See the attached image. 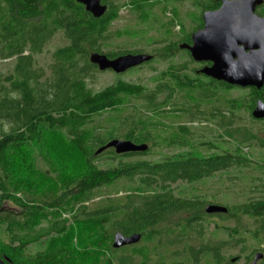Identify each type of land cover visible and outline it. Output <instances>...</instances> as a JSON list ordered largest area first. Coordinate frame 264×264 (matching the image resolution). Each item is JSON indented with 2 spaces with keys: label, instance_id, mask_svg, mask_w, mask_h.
<instances>
[{
  "label": "trees",
  "instance_id": "1",
  "mask_svg": "<svg viewBox=\"0 0 264 264\" xmlns=\"http://www.w3.org/2000/svg\"><path fill=\"white\" fill-rule=\"evenodd\" d=\"M108 1L103 2L107 6L106 13L101 18H95L77 0H0V60L14 59L12 70L7 75H0L1 169L5 163L24 171L28 169L33 148L43 142L46 134L56 132L66 133L68 143L83 160L82 174L64 185L53 201L46 199L40 203H25L18 198L8 186L7 175L0 171V227H4L9 237L6 245H2L0 236V260L5 264H84L85 255L94 252L85 247L81 239L80 262L62 263L58 258L43 253L28 257L26 252L29 246L42 240L65 239L73 223L84 232L93 223L92 226H104L103 232L109 237L107 264L133 263L132 259L117 255L121 249L112 248L114 233L125 236L137 233L142 236L140 242L143 245L136 247L140 242L132 245L134 249L138 248L132 249L134 255L141 259V264H237L247 252L249 239L256 245L264 243V173L262 176L254 174V170L264 171V156L257 168L252 167V161L243 153V146L249 142L236 138V131L231 136V132L223 127L220 138L222 141L231 138V151L224 147L220 154L199 157L195 145L190 146L187 128L179 127V131L171 133L168 127L160 126L154 117L147 115L169 114L162 112L161 107L172 104V97L160 100L163 93H143L146 89L142 85L127 84L121 79L102 91L90 89L87 80L99 72L97 66L91 64L90 55L103 53L106 33L119 17L120 7L107 4ZM171 1L129 0V3L145 22L149 11ZM193 2L202 14L221 6L219 0ZM258 11L264 16V4ZM200 23L201 16H198V29L202 28ZM57 34H62L68 45L53 53V63L49 73L45 74L43 69L36 67L34 57L41 55L47 43ZM192 34L186 35L183 41L190 40ZM175 50L166 48L164 52L166 56L173 57ZM180 53L189 56L185 51ZM105 55L110 59L122 56ZM168 74L174 89L186 92L198 90L203 101L212 97L218 99L220 91L224 93L237 89L227 83L213 81H206L207 86L198 87L184 76L186 73L171 70ZM249 94L252 102L247 113L252 116L257 102H264V88L259 91L251 89ZM131 98L142 99L146 104L135 110L131 118L133 129L126 139L139 145L152 144L148 145L146 153H114L120 161L102 168L98 165V158L110 149L101 154L97 151L117 136L113 129L106 132L107 139L103 136L105 133L99 136V128L93 125L94 117L103 113H122ZM236 103V100L227 103L231 114L240 110ZM187 114L193 112L188 111ZM220 115L218 110L212 114L214 117ZM224 116L227 119V115ZM257 141L264 148V141L260 138ZM164 144L167 147L178 144L191 148V151L156 162L122 161L123 158L146 156L153 147ZM209 149L218 150L220 147L209 145ZM249 169L251 173H245ZM228 170H235L234 175L229 177L232 189L247 197L230 207L224 206L228 209L224 214H207L204 205L208 201L196 195L188 197L180 187H173L182 183L193 185ZM120 180L130 184L124 197H109L95 206L88 205L98 196L99 190L111 187ZM210 205L223 206L215 202ZM66 214H70L68 219ZM4 216L16 222L5 225ZM206 217L229 220L234 225L216 223L214 232L209 234L206 232ZM44 222L47 227L40 228ZM219 235H223L224 239L218 238ZM237 249L240 254H230ZM259 250L255 247L246 255L245 264L252 263L257 253L264 255V250Z\"/></svg>",
  "mask_w": 264,
  "mask_h": 264
},
{
  "label": "rangeland",
  "instance_id": "2",
  "mask_svg": "<svg viewBox=\"0 0 264 264\" xmlns=\"http://www.w3.org/2000/svg\"><path fill=\"white\" fill-rule=\"evenodd\" d=\"M107 4L120 8L118 19L113 22L106 33L107 41L103 45L102 54L126 55L138 53L153 55L155 59L151 63L123 75L120 79L126 83L142 85L147 91H167L168 93L161 94L160 100L172 97V104L161 107L162 112H168L169 114L155 116L152 113H148L147 115L154 117L155 122L157 121L160 126L168 127L171 133L175 130L179 131V127L187 128V138H189V143H191L190 146L195 145L196 155H199V157L210 155L211 153L220 154L224 147L228 152L231 151L233 144L231 138H224L223 141L225 142H223L220 137L224 132L223 127H226V130L231 132V136L236 131L234 134L236 138L249 142L243 146V153L252 161L251 166L256 167L264 156V148L261 145L259 146V141H257L259 138L264 141V122L255 121L251 114L247 113V109L252 102L249 89L238 87L229 93L220 91L218 99L212 97L203 101L201 94L198 93H186L185 91L173 93L175 90L173 84L169 85L167 82L169 80L166 77H168L169 71L175 70L189 74L196 67L193 62L187 60V57L180 53L178 47L183 43L186 35L192 34L198 29L197 17L202 16V13L194 5L193 0L180 2L173 0L169 3L160 4L149 11V18L145 22L141 20L138 12L133 11L129 0H109ZM66 45H68V42L62 34L53 36L47 43L43 53L34 57L36 67L43 69L45 74H48L53 63V53L58 48ZM166 48H176V53L174 51L175 55L173 57L166 56V52H164ZM13 66L14 59L0 60V75H7ZM117 80L119 78L113 72L99 71L87 80V85L93 91H102L117 84ZM205 83V80L201 78L196 86L202 87V85L205 86ZM211 93L214 92L211 91ZM217 93H219V90H217ZM231 100H236V105L240 108L235 114L228 112L230 105L227 103ZM145 104L146 102L142 99L131 98L122 113L112 112L95 116L93 125L97 126V129L99 128L97 134L101 136L105 133L103 136L107 139L109 136L106 132L113 129L117 139L127 140V135L133 129L131 118L135 110L145 107ZM196 105L199 108H195ZM216 110L221 114L219 117L212 116ZM188 111L193 112V114H187ZM224 115H227V119ZM238 129L242 131H238ZM65 134L63 132L46 134L43 142L33 148L29 159L31 165L25 171L9 163H5L3 169L0 166L2 174L7 175L11 192L25 203H40L46 199L53 201L55 195L64 188V185L69 184L74 178L82 174L83 160L70 146ZM152 134H155V131H152ZM211 143H215L220 149L210 150L209 145H215ZM150 144L152 143H148V145ZM188 151H191V148L179 146L178 144L167 147L164 144L159 147H153L152 151L146 156H137L131 159L123 158L122 161L148 160L156 162L183 156L184 152ZM114 153L115 151L110 149L101 154L98 158V165L102 168L116 165L120 160L115 158ZM254 171L257 176H262V173H264V171L260 170ZM234 173L235 170H228L216 173L211 178L193 185L182 183L173 187H180L188 197L196 195L199 199L208 201V204L204 205L205 208L212 202L223 206L229 205L230 207L234 203L242 202L247 197H242L238 191H234L230 186L229 177H232ZM245 173L250 174L251 170H246ZM129 187L130 184L127 181L120 180L111 187L99 190L98 196L88 205L95 206L97 203L100 204L101 200L109 197H124ZM69 216L70 214L65 215L67 219ZM3 218L5 225L16 222L13 218L6 219L5 216ZM206 218V232L209 234L214 232L216 223L221 226L228 225L233 227L234 225L232 221H226L218 217ZM74 224L65 239L42 240L29 246L26 255L32 257L37 253H43L49 257L58 258L62 263L80 262L82 256L79 252V240L81 239L80 242L86 244L85 247L91 248L94 252L89 256L85 255L84 264H107L110 254V241L109 237L103 232L104 226H92L93 223H90L84 232L82 228L74 226ZM44 227H47L46 222L40 226V228ZM0 236L3 241L2 245H6L9 237L4 227H0ZM218 238L224 239L223 235H219ZM140 245H143V243L140 242L136 247ZM247 246V252L243 253V259L237 264H245L246 255H249L255 247L264 250V243L256 245V242L252 239H249ZM127 248L129 249L124 250L125 248H122L118 250L119 253L117 255L128 260L132 259V264H141V259L134 255V250L138 248L134 249V246ZM240 253V250L237 249L230 254L235 256ZM259 264H264V260Z\"/></svg>",
  "mask_w": 264,
  "mask_h": 264
},
{
  "label": "water",
  "instance_id": "3",
  "mask_svg": "<svg viewBox=\"0 0 264 264\" xmlns=\"http://www.w3.org/2000/svg\"><path fill=\"white\" fill-rule=\"evenodd\" d=\"M85 10L95 18H101L107 11L103 0H77ZM221 6L202 15L204 27L192 34V45L182 46L198 62H211L212 66L204 68L202 73L219 82L240 88L264 87V18L256 14L263 6L264 0H219ZM149 54H127L115 59L105 54L92 53L90 62L99 71L112 70L117 74L136 68L152 60ZM256 120H264V102L258 101L252 113ZM113 149L117 155L146 153L147 144L114 139L97 151ZM206 213L224 214L228 209L219 205H208ZM140 234L125 236L117 233L113 239V248L122 249L141 241ZM264 258L257 253L250 264H258ZM0 264H5L0 260Z\"/></svg>",
  "mask_w": 264,
  "mask_h": 264
},
{
  "label": "flooded vegetation",
  "instance_id": "4",
  "mask_svg": "<svg viewBox=\"0 0 264 264\" xmlns=\"http://www.w3.org/2000/svg\"><path fill=\"white\" fill-rule=\"evenodd\" d=\"M103 2H104V0H103ZM256 14L258 15V16H260V17H262V18H264V16L263 15H261L260 13H259V11H258V9L256 10ZM203 15V14H202ZM202 24V28L204 27V24H203V19H202V16H201V23H200V25ZM202 28H200V29H202ZM200 29H198V30H200ZM197 30V31H198ZM193 43H192V36L190 37V40H188V41H183V43H181L178 47H179V51L180 52H182V51H185V52H187V54L189 55L188 57H187V60H189V61H191V62H193V64H195L196 65V67L194 68V70H193V72L192 73H189V74H185L184 76H186V77H188V78H190L191 80H193L194 81V83H193V85H195L196 86V84L197 83H199L200 82V79L201 78H203L204 80H205V82L206 81H213V82H218V83H225V82H219V81H217V80H215V79H212V78H210V77H208V76H206L205 74H203L202 73V70L204 69V68H207V67H211L212 66V63L211 62H198V61H196V60H194L193 58H192V56H191V54H190V52L187 50V49H182V46H191ZM175 53H176V51H175ZM127 55V54H126ZM117 58V57H116ZM113 59H115V58H113ZM155 58L153 57L152 58V60L150 61V62H148V63H145V64H143V65H141V66H138V67H136V68H132V69H130V70H127L125 73H122V74H117V73H115V72H113L112 70H107V71H104V72H108V71H111V72H113L114 74H115V76L116 77H118L119 79H120V77H123V75H126V74H128V73H130L131 71H133V70H135V69H139V68H142L143 66H146L147 64H149V63H151L153 60H154ZM98 68V67H97ZM101 72V71H100ZM170 74H168V77H166L168 80H169V78H170V76H169ZM122 81V80H121ZM124 82V81H123ZM168 82V84L169 85H171V83L172 82H170V80L169 81H167ZM126 83V82H125ZM127 84H131L132 85V83H127ZM139 85V84H138ZM205 85L207 86V82L205 83ZM229 85V84H228ZM236 87V86H235ZM238 88V87H237ZM264 88V87H263ZM262 88V89H263ZM146 89V88H145ZM246 89H249L250 91H251V89H255V88H246ZM261 89V90H262ZM257 90V89H256ZM230 91H232V90H227V91H224V93H229ZM259 91V90H258ZM182 92H184V90H179V89H175L174 91H173V93H182ZM186 92V91H185ZM143 93H168L167 91H163V92H159V91H157V90H152V91H147V90H145ZM186 93H199V91L198 90H194V91H187ZM258 121H261V122H264V120H258ZM126 141V140H125Z\"/></svg>",
  "mask_w": 264,
  "mask_h": 264
}]
</instances>
